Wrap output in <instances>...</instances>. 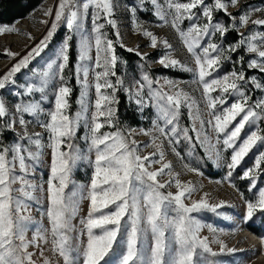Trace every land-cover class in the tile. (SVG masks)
<instances>
[{
    "label": "snow or ice",
    "instance_id": "snow-or-ice-1",
    "mask_svg": "<svg viewBox=\"0 0 264 264\" xmlns=\"http://www.w3.org/2000/svg\"><path fill=\"white\" fill-rule=\"evenodd\" d=\"M144 3L145 0H140V4ZM151 3L157 5V0H151ZM238 3L239 0H227V3L224 0H214V8L223 11L232 21H236L238 15V23L241 26L249 23L264 26V19L251 20L247 12L243 15L239 12L233 15L227 11L229 4L236 6ZM114 8V0H58L55 19L47 36L28 55L19 59L9 71L0 76V90L6 89L9 84L15 87L16 74L29 65L31 57L40 55L58 25L64 23L70 34L64 38L57 50L56 59L47 63L42 72L35 74L39 86L35 81L26 82L14 93L28 99L21 103L13 102L9 107L7 97L0 96V136L4 131L14 132L15 124L18 122L23 129L22 135L17 134L18 139L26 141V144L13 142L8 147L0 145V264H35L33 254L28 249L30 246L40 249V242H47L49 235L52 238V251L58 253L64 264H109V258L115 252V245L121 235L124 239V250L117 256L115 264H200L201 256L216 257L225 250L228 253L236 251L234 248H226L222 241H210L208 237H201L202 225L192 215L201 210L216 212L224 206L223 202L210 204L205 195L199 200H193L190 205L186 204L185 200L195 189L190 184L182 183L178 178L179 174L173 177L176 192L162 191L170 187L172 181L160 182L158 177L164 175L165 170H170L171 165L164 162V153L156 143L162 138L169 145H173L174 152L176 151L174 145L181 143L182 140L193 146L196 143L203 145L207 142V136L201 133L200 129L207 124L212 127L217 139L223 136V146L232 149L230 162L227 164L230 169L229 177L232 175L231 170L241 164L258 142L264 144V135L258 134V131H250V134L241 141V132L246 125L264 120V100L254 105L249 103L247 95L240 91L242 87L240 82L246 79L243 72L233 71L221 78H211L213 72L218 71L222 61L230 57L223 55L222 46L217 43L209 42L206 47L201 44L202 40L215 33L225 37L235 24L231 27L218 22L213 24L212 8L205 5V0L187 2L167 0L166 10L164 6L157 5L155 15L166 23L167 17H172L170 26L179 32L195 68H189L170 55L159 59L158 63L164 68H180L194 72L202 85L203 98L211 118L206 122L201 119L199 110L193 108L195 101L175 81L165 78L161 84V81L145 72L142 77L134 78L133 86L124 89L129 99L140 106L141 111L149 106L155 109V118L151 121L152 130H141L144 135L152 137V142L141 145L131 139L130 130L126 132L116 126L117 109L113 105L117 103L115 93L123 81L116 72L118 65L116 43L102 31L105 23L99 22L103 20L115 29L117 25L112 18ZM197 8L202 9L201 15L206 22L202 25L193 23L189 25L187 31L182 30L181 22L194 20L196 17L194 10ZM90 11L92 27L89 33L85 29L84 19ZM132 11H136V8L132 7ZM51 14V9L45 12V15ZM136 30L149 38L152 48L158 46L157 37L151 31L138 24ZM14 31L16 29L13 27L0 26V34ZM72 33L80 35L75 72L82 88L78 101L80 111L75 117L67 112L71 89L67 86L64 75L70 61ZM115 35L117 40L121 39L118 31ZM240 36L241 39L230 45L228 51L236 52L246 46L247 52L257 54L260 61H264V45L258 46L255 43L264 40V35L252 34L245 37L244 33H240ZM160 43L165 48H171L167 40ZM120 46L124 47L123 44ZM5 51L8 56L16 55ZM93 51L94 60L90 55ZM127 51L135 50L128 48ZM136 55L146 59L144 53L136 51ZM240 59L243 62L244 58ZM90 60H93L91 67L87 63ZM248 67L258 68L264 73V62L253 59ZM111 77H116L114 83ZM57 79L58 85L54 83ZM50 81L53 82L54 107L50 111H45L43 102L47 100L46 89ZM251 82L257 89L262 87L254 77ZM90 87L95 91L94 102L88 98ZM215 91H219L221 96L213 98L211 94ZM228 93H238L241 99L226 106L228 101L224 99L223 94ZM36 94L39 96L31 99ZM218 105L224 106L219 113ZM183 108H187L190 119L194 122L199 121V127L195 123L191 129L180 127ZM9 112L13 115L20 114L18 121L5 119ZM88 112L90 116L85 119L84 113ZM23 114L30 116L44 114L46 117L44 122L38 125L47 133V146L51 151L50 175L46 187L26 179L30 175V168L33 167L26 161H39L43 155L41 148L44 145L40 139V132L29 133L26 130L28 122ZM238 117L239 122L231 127ZM82 120L88 130V135L84 137L88 145L86 154L74 143L77 126ZM105 125L115 130L104 132L102 129ZM190 131L196 132L197 136L193 138ZM142 147H155L156 151L142 155ZM157 153L159 159H154ZM176 154L180 155L179 152ZM189 154L191 155V150ZM83 160H87L91 166L90 184L87 187L77 186L72 179L73 169ZM262 160L264 152L260 153L256 161L257 167ZM156 164H160L161 167L153 170V165ZM189 170L195 171L191 168ZM253 172L254 169L246 170L243 178L251 179L252 186L255 187ZM41 196L47 204L42 215L46 216L49 227L38 228L32 238L27 239L25 233L29 225L33 224L29 202L39 204ZM82 199L89 202L87 216L80 221V235L86 234L87 239L86 242L80 240L77 244L75 241L79 237L72 235L76 227L73 220ZM257 211L264 212V188L259 189L256 202L246 203L245 219H251ZM172 213L175 215H171ZM209 230L215 231L211 227ZM145 234H150L147 247H144ZM261 242L264 243V240ZM213 243L219 244V253L211 247ZM43 254V250H40V255ZM43 264H50V261L44 259Z\"/></svg>",
    "mask_w": 264,
    "mask_h": 264
},
{
    "label": "rangeland",
    "instance_id": "rangeland-1",
    "mask_svg": "<svg viewBox=\"0 0 264 264\" xmlns=\"http://www.w3.org/2000/svg\"><path fill=\"white\" fill-rule=\"evenodd\" d=\"M176 2H187V0H176ZM227 3V0H224ZM115 8L113 19L116 22L117 27L114 29L107 25L105 21L101 20L100 23H105L103 32L107 34L109 39H112L116 43V54L118 56V65L116 72L118 77L123 81L122 86L118 87L115 96L117 103L113 105L117 109L116 121L117 128L129 131L131 139L136 140L141 145L151 144L152 137L144 135L143 130H152L153 125L151 121L155 118V109L151 106L143 108L141 111L134 100L129 99V95L124 89L129 88L135 84L134 78H140L147 72L151 77L161 81L165 78L175 81L180 88L186 92L195 104L193 105L194 110L198 109L201 119L205 122L211 117L209 116V110L206 108V101L202 94V85L198 82L194 72L184 71L180 68H164L158 61L166 55L182 61L189 68H195L194 61L189 53L186 51V47L183 44L179 32L173 29L171 24L172 17H167V23L159 19L155 15L157 5L164 6L166 10L167 0H157V5H153L151 0H145L144 4H140V0H114ZM205 5L212 8V22L220 23L231 27L235 24V27L228 31L225 37H221L219 33L212 34L201 41V44L206 47L209 42L217 43L222 46V53L224 56H229V59L223 60L218 71L213 72L211 78H221L225 74H230L233 71L243 72L245 74V81L240 82L242 87L240 91L244 92L249 98L250 104H255L261 100H264V73L258 68H249L248 64L251 60L255 59L258 62L260 58L255 53H249L246 51V46L238 49L236 52H229L228 48L230 45L237 43L240 39V33H244L245 37L252 34L264 35V26L253 25L249 23L246 26H241L238 23L239 16L236 15L238 12L243 15L245 12L248 13L251 20L264 19V0H239L236 6L227 7V11L236 15V21H232L223 11H218L214 8V0H205ZM49 6V8H48ZM58 7V0H45L37 9L31 12L27 17L16 20L11 25H0L9 26L16 29L14 32L0 34L1 43L7 44V41L12 39L13 36L21 35L17 32V27L21 24H30L32 29L31 33L24 35L26 41L25 46L17 52L12 47H0L2 58H0V76L5 74L11 69V67L19 61V59L28 55L29 52L37 45L40 41L47 36L48 31L51 30L52 22L55 19V9ZM132 7L136 8V11H132ZM261 9L260 11H251L250 9ZM52 10L51 15H45V12ZM196 17L194 20H184L180 24L182 30L187 31L190 24L202 25L205 23V18L201 15L202 9L197 8L194 10ZM47 21V23H45ZM137 24L143 26L147 30L151 31L157 37L158 46L152 48L150 46L149 38L143 36L139 31L136 30ZM84 26L88 32H91V11L88 16L84 19ZM120 33V40L116 39V32ZM32 34V35H31ZM68 29L64 23L61 22L53 36L47 41V46L42 48L40 55L33 56L30 58L29 65L23 68L20 73L15 76L16 86L9 84L6 89L0 90V96L7 97L8 106L11 107L13 102L21 103L26 99L25 97L17 96L14 93L21 84L26 82H34L39 86V80L35 78L37 72H42L46 67L47 63L51 60L56 59V53L61 46L64 38L69 35ZM73 40L70 42L71 47L69 51V65L64 70L66 77L67 86L71 89L69 100L68 114L75 117L76 113L80 111V104L78 101L81 97V84L78 83L77 74L75 68L78 61L79 52V33H72ZM23 39V38H22ZM235 39V40H234ZM3 40V41H2ZM167 40L171 45V48H165L160 41ZM0 43V45H1ZM258 46L264 45V40L255 41ZM123 44L124 47L120 45ZM128 48H132L135 51L129 52ZM8 50L14 54V57L8 56L6 51ZM15 51V52H14ZM136 51L146 54V59H141L140 56L136 55ZM94 60V51L90 53ZM215 55V54H213ZM4 57V58H3ZM243 57V62H241ZM93 60L87 61L89 66L93 64ZM256 79V82L262 85L261 88L257 89L251 82L252 78ZM91 75L89 81L91 83ZM113 83L116 77L110 78ZM56 85L59 84V80H55ZM53 82L50 81L48 88L46 89L47 100L43 102L45 111H50L54 107L53 100ZM156 87V85H154ZM166 88V86H165ZM147 92V88H145ZM212 97H219L221 93L215 91ZM224 99L228 101V105L232 102L241 99L238 93L223 94ZM39 96L31 97L35 99ZM89 100H95L94 88H89L88 91ZM223 105L217 106V112L222 111ZM259 111V109H257ZM20 114L13 115L9 112V115L5 118L9 121H18ZM90 116V112L84 113V118L87 119ZM24 119L28 122L26 130L29 133L40 132L41 141L44 145L41 148L43 155L39 161H26L33 167L30 168V175L26 177L30 181L43 184L46 187V181L50 175V164H51V151L48 148L47 133L39 127L40 123L45 120V115L40 114L39 116H30L23 114ZM237 121L233 122L231 127H234ZM193 123L199 127V121H193L190 119L187 108L182 109L181 118L179 125L181 128L188 127L192 128ZM105 125L102 129L104 132L113 131ZM250 131H258V134L264 135V120L255 121V124L246 125L245 129L241 132V141L245 138ZM23 129L18 124H15L14 132L4 131L3 135L0 136V145L4 147L10 146L13 142L24 143L18 139L17 134L22 135ZM200 132L206 134L207 142L203 145L196 143L195 146L190 144L188 141L182 140L181 143L174 145L176 151L174 152L173 145H169L167 141L162 138L157 140L156 143L160 146V151L164 153V162L171 165L170 170H165V174L158 177L160 182L172 181L170 187L162 189L164 193L169 191L175 193V183L173 177L178 175V178L182 183L190 184L195 191L191 193V196L185 200V203L190 205L193 200H199L201 197H205L210 204H219L223 202V207L219 208L216 212L210 210H201L193 213L195 219H197L201 225L200 236L208 237L209 240L222 241L226 248L236 249L233 253H228L226 250L224 253L212 257L210 255H204L199 258L200 264H264V212L257 211L254 213L251 219H245L246 215V203L256 202L259 197V189L264 188V160L260 162V166L257 167L256 161L260 153L264 152V144H258L250 150L245 156L240 165H238L232 171L231 177L228 176L230 169L227 164L230 162L232 149H226L223 146V136L221 135L217 139L216 133L212 127L205 124V127L200 129ZM88 135V130L84 126L83 120L77 126V135L74 138V143L87 153L88 145L84 140V137ZM158 135V134H156ZM190 135L195 138L196 132H191ZM27 146V145H26ZM191 150V155L189 154ZM156 151L155 147H142L141 154L147 155L148 153ZM179 152L180 155H177ZM218 154V155H217ZM159 159V154L154 157ZM185 165H188L186 168ZM161 167L160 164L153 165V170ZM189 168L195 169L190 171ZM248 169H254L252 178L255 180V187L252 186L251 179L243 178V173ZM18 171V167H17ZM169 172L171 175H169ZM91 178V166L87 160L78 162L76 167L73 169L72 179L77 186L87 187L90 184ZM19 185H16L18 187ZM86 195V193H85ZM31 206V216L33 217V224L29 225L25 235L27 239H31L35 231L38 228L49 227L46 216L42 215L43 210L47 207L46 201L43 196L39 204L35 202H29ZM89 202L87 199L80 201V207L77 215L73 220L75 224V232L72 234L79 237L75 242L78 244L80 240L86 242V234L81 236V219L87 216ZM114 210V209H112ZM107 211V210H105ZM171 215H175L172 213ZM209 227L215 231H210ZM251 228L258 231L254 233ZM150 234H145V245ZM249 235V236H248ZM254 237L257 239V245L253 246L249 242L248 238ZM51 236L47 238V242H40V249L35 246H30L28 251L33 254V260L35 264H43L44 259H48L50 264H64L63 259L59 257L58 253L52 251ZM250 243V244H249ZM172 247H175L172 245ZM211 247L214 251L219 253V244L213 243ZM40 250H43V256L40 255ZM124 250V239L121 235L119 242L115 245V252L109 258V264H115L117 256Z\"/></svg>",
    "mask_w": 264,
    "mask_h": 264
},
{
    "label": "trees",
    "instance_id": "trees-1",
    "mask_svg": "<svg viewBox=\"0 0 264 264\" xmlns=\"http://www.w3.org/2000/svg\"><path fill=\"white\" fill-rule=\"evenodd\" d=\"M45 0H0V25H11L27 17ZM235 40V39H234ZM254 233H258L251 228Z\"/></svg>",
    "mask_w": 264,
    "mask_h": 264
},
{
    "label": "bare ground",
    "instance_id": "bare-ground-1",
    "mask_svg": "<svg viewBox=\"0 0 264 264\" xmlns=\"http://www.w3.org/2000/svg\"><path fill=\"white\" fill-rule=\"evenodd\" d=\"M48 8H49V6H48ZM31 29H32V27H31V25L29 23L28 24H21V25H19L17 27V32L16 33L17 34L18 33H21V35L20 36L19 35L13 36L12 39L10 38V40L7 41V44L6 43L4 44V42L1 43V41H0V43H1L0 47H4L5 48V47H12L13 46V49L17 52L18 50H20L21 48H23L25 46V43H26V41L24 40L23 33H25V36H26L27 33L33 32V31H31ZM2 55H3V53H1V51H0V58H2ZM248 240L251 243V245H253V246H256L257 245V242L258 241L254 237H250V238H248Z\"/></svg>",
    "mask_w": 264,
    "mask_h": 264
}]
</instances>
